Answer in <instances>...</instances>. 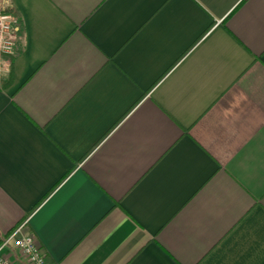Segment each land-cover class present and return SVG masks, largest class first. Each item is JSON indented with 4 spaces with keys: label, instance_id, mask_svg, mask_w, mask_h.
<instances>
[{
    "label": "crops",
    "instance_id": "crops-1",
    "mask_svg": "<svg viewBox=\"0 0 264 264\" xmlns=\"http://www.w3.org/2000/svg\"><path fill=\"white\" fill-rule=\"evenodd\" d=\"M1 3L0 244L22 228L49 264H264V0Z\"/></svg>",
    "mask_w": 264,
    "mask_h": 264
},
{
    "label": "built area",
    "instance_id": "built-area-1",
    "mask_svg": "<svg viewBox=\"0 0 264 264\" xmlns=\"http://www.w3.org/2000/svg\"><path fill=\"white\" fill-rule=\"evenodd\" d=\"M5 3L0 4V57H11L14 53L13 27L16 22L11 13L6 12ZM22 228L16 229L0 244V264H14L1 251L7 244L18 250L23 264H49L45 254L32 235H20Z\"/></svg>",
    "mask_w": 264,
    "mask_h": 264
},
{
    "label": "trees",
    "instance_id": "trees-1",
    "mask_svg": "<svg viewBox=\"0 0 264 264\" xmlns=\"http://www.w3.org/2000/svg\"><path fill=\"white\" fill-rule=\"evenodd\" d=\"M6 12L7 13H12V10L10 9V8H7L6 9ZM8 59H9V61H10V63H11V80H12V75H13V71H12V63H13V58L12 57H8Z\"/></svg>",
    "mask_w": 264,
    "mask_h": 264
}]
</instances>
